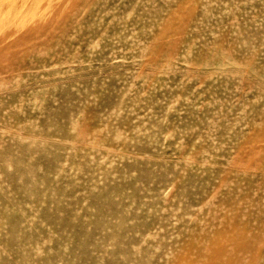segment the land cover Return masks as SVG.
Returning a JSON list of instances; mask_svg holds the SVG:
<instances>
[{
	"label": "rangeland",
	"instance_id": "obj_1",
	"mask_svg": "<svg viewBox=\"0 0 264 264\" xmlns=\"http://www.w3.org/2000/svg\"><path fill=\"white\" fill-rule=\"evenodd\" d=\"M0 264H264V0H0Z\"/></svg>",
	"mask_w": 264,
	"mask_h": 264
}]
</instances>
